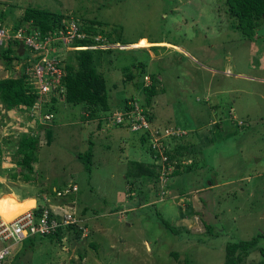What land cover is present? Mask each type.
I'll use <instances>...</instances> for the list:
<instances>
[{
	"label": "rangeland",
	"instance_id": "obj_1",
	"mask_svg": "<svg viewBox=\"0 0 264 264\" xmlns=\"http://www.w3.org/2000/svg\"><path fill=\"white\" fill-rule=\"evenodd\" d=\"M223 3L0 0V11L7 12L6 23H11L14 12L19 13V6L27 4L67 12L85 9L82 15L105 22L102 29L110 34L107 38L101 35V39H111L109 46L114 49L110 63L103 62L97 69L104 73L111 97L119 101L130 95L140 102L144 97L140 82L147 84L149 74L155 75L160 91L153 96L150 111L159 124L148 126L152 140L157 142L156 161L165 162L158 140H163L168 154L178 141L181 165L188 169L182 178H162L156 185L158 190L164 179L172 188L161 195L150 193L145 203L138 204L136 193L127 189L124 172L129 159L150 160L146 143L140 147L137 133L107 119H101L99 127L95 118L80 120L78 106L66 109L56 105L53 122H42L51 128L49 143L40 126L31 133L37 137L35 184L33 188L25 186L37 204L47 203L55 212H72L79 219L75 228L80 226L81 233L74 238L70 230L56 243L42 237L9 244L1 264H222L223 246L228 240L264 233V27L259 29L257 41L241 38L230 28ZM139 37L143 38L137 44L114 45ZM64 42L67 47L55 51L60 60L72 48ZM139 61L145 63L144 68L136 67ZM124 66L135 77L123 85L120 79L127 73L121 69ZM19 69L15 60L9 70L5 69L0 58V78ZM113 83L115 88H111ZM229 114L234 121L224 133V117ZM26 118L32 120L29 115ZM217 120L219 129L214 126ZM10 135L14 137V133ZM17 141L11 140L7 147L14 150ZM88 151L89 170L77 158ZM166 164L168 170L172 168L171 163ZM72 183L75 191L54 195L55 188L62 191ZM8 185L0 186L1 190L13 189ZM39 188H43L46 201L37 195ZM148 188L152 189L150 185ZM31 204L29 200L25 205ZM82 206L88 207L86 214H80ZM19 207L11 195H4L0 198V217L11 218ZM155 212L176 232L158 223ZM260 241L264 246V237ZM90 242L96 247H90ZM172 251L177 252L175 258L170 255ZM263 259L254 248L244 263L261 264Z\"/></svg>",
	"mask_w": 264,
	"mask_h": 264
},
{
	"label": "trees",
	"instance_id": "obj_2",
	"mask_svg": "<svg viewBox=\"0 0 264 264\" xmlns=\"http://www.w3.org/2000/svg\"><path fill=\"white\" fill-rule=\"evenodd\" d=\"M223 2L225 6L224 13L230 28L235 30L243 39L257 41V39L261 37L259 29L264 27V0H223ZM18 11L19 13L17 15H15L14 12L10 16L13 28H9V32H15L17 28H20L23 31V35H29L35 31V41L40 43L47 41V44L45 45L46 48L48 46L49 50L42 52V48L33 49L32 47L25 45L22 40L16 38H10L6 47L0 48V58L3 60L5 69L9 70L12 60H15V63H20V69L15 72V74L0 78V105L5 109V112L12 106H17L16 110L18 112L27 108L31 109L34 103L37 102L40 104L39 115L43 116L48 114L49 120L51 119L53 122L57 111L56 105L66 109L70 106H78L80 109V120L95 118L97 119L96 127H99L102 123L101 119H107L116 126L120 125V127L126 131H135L133 133L138 134L140 147H144L146 143L150 160L139 161L136 159H129L127 161L124 179L128 186L127 189L129 190V193L135 192V197L137 196L136 198L139 200L137 203L141 204L146 202L150 193L156 195L157 193H160L161 195L166 189L172 188V183L166 182L165 179L163 185L160 187L161 190H158V186L156 185L162 178L176 175H180L182 178L184 174L188 172V169L183 168L180 162L181 153L179 152V149L181 148V144L177 141L176 145L172 146L173 152L168 154L167 150H165L163 140H158L165 159L164 163H159L156 161V159L158 160V152L154 150L155 148L150 146V127L147 126V128H141L142 131L133 130L131 128L133 123L138 124L140 122V118H143L149 125L157 122L154 113L150 111L153 96L157 95L160 91V89H157V83L159 80L156 76L149 74V83L144 84L143 82H140L141 92L144 95L142 101L138 102L135 97L130 95L123 96L119 101L118 99L115 100V98L113 100L110 95L109 86L107 88L103 75L104 73L97 69L103 62L110 63L111 52L112 49H114L109 46L110 44H113V42L109 41L111 39L108 38L109 40L105 41H102L101 39V35H104L107 38L110 34L109 31L105 33L102 29V27L106 25L105 22L94 17L82 15V13L86 12L85 9L79 12L76 10L67 12L60 8L53 9L51 7L46 8L44 6L27 4L23 7L19 6ZM6 13L7 12L5 11H0V23H2L3 19L6 17ZM70 22L75 24L78 36H73L67 42L68 46L72 48L67 50L65 56L61 57L60 60L59 53H56L55 51H57L56 49H65L67 46L66 43H63L58 37V33L62 32V34L65 35ZM140 38L142 37H139L136 40L137 42L131 41L121 44L138 43ZM148 42L152 43V41ZM11 43L14 44V47H12ZM89 46L93 47L89 48ZM42 57L47 59L53 58L55 61V68L60 71L59 78L57 83H55L54 88L50 89L48 94L46 93L45 95L40 94L38 86L34 84L36 82V77L32 70L33 66L40 62L39 60ZM144 66V62H137V68L142 69ZM121 69L122 71L127 70V73H124L123 77L120 79L121 84L124 85V83H126L125 81L132 80L135 77V74L130 72L128 66H124ZM52 75L54 76V74ZM43 77L47 78L48 81L52 78L49 71H44ZM133 83L138 85L137 82ZM115 87L116 84L113 83L111 88ZM136 87L137 86H135V88ZM215 107L216 105H213V108ZM124 118L126 119L125 122H123ZM220 119L221 118L218 120ZM218 120L214 126L219 129L220 125ZM29 121L32 122H29L27 127V120L19 121L21 122H18L19 124H17L19 128L12 130V132L18 134L16 136L18 139V145L14 154H12L13 157L11 158V161L14 166L19 167V175L23 181L34 185L35 166L33 163L35 161L34 155L37 148V137L32 136L31 133L40 126L41 129L39 130L45 134L46 141L49 143L51 140V128H49L50 126L48 125L40 123L37 117L32 118V120L30 119ZM233 121L234 117L230 114L227 117H224V124L226 127H224V133L231 129ZM157 123L159 124V122ZM241 125L243 124L241 123ZM173 137L178 140L176 136ZM8 138L11 139L10 137ZM195 139L198 140L197 138ZM77 158L84 164L85 168L89 170L88 166L90 164L91 153L89 151L83 152L78 154ZM173 158L175 161H173ZM167 162L172 165V168L169 170L167 169ZM177 184L178 181H176L173 186L175 187ZM72 185L74 184L72 183L68 187L69 190ZM149 185L152 189L148 188ZM55 190L57 191L58 189L55 188ZM75 190L76 187L72 191ZM38 191L39 194H36L41 197L45 193L43 188H39ZM71 203H73V201L68 204ZM44 207H47V203H36V205L31 208L35 218L41 215ZM87 208L82 206L80 214H86V212H88ZM128 208L130 209L132 207L129 206ZM89 209L91 213H94V209ZM155 213L158 215V223L163 227L176 232L168 221L163 219L158 212ZM179 214L182 217L181 210H179ZM70 230L74 231V238L79 237L81 229L76 230L74 225L69 224L64 227H58L54 232L44 236H26L19 242L46 237L52 243H56L60 242L62 237L67 234V232L69 233ZM263 237V232H255L248 239L228 240L223 246L222 264H245V256L254 248H257L259 253L264 256V246L260 241ZM32 243L33 242H31L30 245ZM89 246L92 248L96 247L94 242H90ZM170 255L175 258L177 252L172 251L170 252ZM260 263L264 264V259L261 260Z\"/></svg>",
	"mask_w": 264,
	"mask_h": 264
},
{
	"label": "built area",
	"instance_id": "obj_3",
	"mask_svg": "<svg viewBox=\"0 0 264 264\" xmlns=\"http://www.w3.org/2000/svg\"><path fill=\"white\" fill-rule=\"evenodd\" d=\"M23 31L18 28L14 34H7L6 31L0 27V45L2 42L9 38V37H17L21 38L23 43L25 45H28L32 47L33 49L42 48L45 49L47 44L46 42L40 43L35 41V31H33L29 35H23ZM59 38H62V42L69 41L70 38L73 36H78L77 28L73 22L69 23L68 29L66 30V34H62V32H59ZM46 52V51H44ZM49 59V58H48ZM45 57H42L38 62L36 63L32 70L33 74L35 75L38 83L40 84V87L42 90H46L47 87L45 85L46 81L55 84L59 78V70L55 68L54 63L55 61H50ZM49 71L52 78L48 81L47 78L43 77V72ZM54 74V76L52 75ZM47 117V116H46ZM142 117V116H141ZM148 124L143 118H140V122L138 124L133 123L132 129L133 130H141V128H147ZM152 132L149 135V142L151 143V146L154 148L156 146L155 141L152 140ZM157 141V139H156ZM75 186L72 185L70 187V190H74ZM69 191L68 188H65L62 191H56L55 195L61 196L64 193H67ZM43 200H47V198L43 195ZM50 214V215H49ZM79 221L78 218H76L72 212L69 211H62V212H55L51 210L48 206L44 207L42 209V213L40 216L34 217L31 208L26 209L22 212H19L12 216L9 219H3L0 217V264L1 261L4 259L6 254L8 253L9 244H15L25 238L26 236L31 235H38V236H44L46 234L52 233L55 231L58 227H64L69 224H76ZM6 245H3L5 244Z\"/></svg>",
	"mask_w": 264,
	"mask_h": 264
},
{
	"label": "crops",
	"instance_id": "obj_4",
	"mask_svg": "<svg viewBox=\"0 0 264 264\" xmlns=\"http://www.w3.org/2000/svg\"><path fill=\"white\" fill-rule=\"evenodd\" d=\"M134 44H137V43H134ZM165 44L168 45L167 43H165ZM133 47H137V46L135 45ZM1 107L2 106L0 105V108ZM6 112H10V113L6 114ZM6 112L4 111V114L2 116H0V123H2L1 129L4 130V126H6L5 123H6L7 118H15L13 123H11V125H10V128H9V132H10L14 129H17L18 128L17 124H19L21 122H19L20 119L17 116H15L18 112L16 114H14L15 112H13V110H11V111L6 110ZM16 117L19 120H17ZM9 120L10 119H8V121ZM23 121H25V119H23ZM17 135L18 134L15 133V136L13 138L9 139V138H6L5 133H0V159H1L0 160V186L3 188H6L5 187L6 184H9V185L12 184L13 185V189L1 190V188H0V191H1L0 198H2L4 195H11L20 204L19 211L16 212L15 214L22 212L26 209H30L36 205V197L33 195H29L28 189L25 186L27 184L29 187L33 188V185L23 181V179L19 175L20 174L19 173V167L14 166L12 161H11V158L13 157L12 154H14L16 148L14 150H12V149H9L7 147V146H9L10 141L13 140L14 138H16ZM14 176H16V177L14 178ZM12 179H15V181H11ZM23 186H24V188H23ZM21 188H23V189L21 190ZM29 200H32V204L29 206L25 205L26 202H28ZM54 207H58V206H54ZM50 209L54 211L53 208H50Z\"/></svg>",
	"mask_w": 264,
	"mask_h": 264
},
{
	"label": "clouds",
	"instance_id": "obj_5",
	"mask_svg": "<svg viewBox=\"0 0 264 264\" xmlns=\"http://www.w3.org/2000/svg\"><path fill=\"white\" fill-rule=\"evenodd\" d=\"M4 20V19H3ZM0 25H2V26H0V27H2L5 31H6V33L7 34H14L15 32H12V33H10L9 32V28H13L12 27V25H11V23H6V22H3L2 21V23H0ZM18 29V28H17ZM10 38H16V39H20V40H22L21 38H17V37H9V38H7V39H5L3 42H2V44L0 45V48H2V47H6V45H7V43H8V41L10 40ZM23 42V41H22ZM12 45H13V43H11ZM115 46H118V45H121L122 46V44H118V43H116L115 42V44H114ZM93 46H89V48H92ZM79 48H81V47H79ZM57 83V82H56ZM34 84H36L37 86H38V88H39V92H40V94H42V95H45L46 93L48 94V92L50 91V89H53L54 88V86H55V84H51V83H49V82H47L46 81V83H45V85H46V87H47V89L46 90H42L41 89V87H40V84L38 83V81H37V79H36V82L34 83ZM48 96V95H47ZM39 105L40 104H38L37 102H35L34 103V105L32 106V108L31 109H24L23 111H21V112H18L16 109H17V106H12L9 110L11 111V110H13V112H18L15 116H17L19 119H20V121L21 120H23V119H25V121L27 120V122L30 120V119H27L26 118V116L27 115H29L31 118H34V117H37L38 119H39V122L40 123H42L43 121H45V120H48L49 119V116H48V114H45V115H39V110H40V108H39ZM3 112L4 113V111H5V109L3 108V107H1L0 108V112ZM8 113H10V112H6V114H8ZM12 113V112H11ZM47 116V117H46ZM16 117V118H17ZM17 118V120H19ZM46 118H48V119H46ZM15 120V118H10V120L8 121H6V123H5V125L6 126H4V130L3 129H1V125H2V123H0V133H5L6 134V137L8 138V137H10V138H13V137H11V135H10V133H14V132H12V131H7L6 130V128L8 127L7 126V124L8 123H13V121ZM9 128V127H8ZM19 128V127H18ZM133 132H135V131H131V133H133ZM14 136H15V133H14ZM155 150V149H154ZM75 186V185H74ZM71 225H74V228L78 225L77 223L76 224H71ZM79 227V229H81V227L80 226H78Z\"/></svg>",
	"mask_w": 264,
	"mask_h": 264
},
{
	"label": "bare ground",
	"instance_id": "obj_6",
	"mask_svg": "<svg viewBox=\"0 0 264 264\" xmlns=\"http://www.w3.org/2000/svg\"><path fill=\"white\" fill-rule=\"evenodd\" d=\"M4 219V218H3Z\"/></svg>",
	"mask_w": 264,
	"mask_h": 264
}]
</instances>
